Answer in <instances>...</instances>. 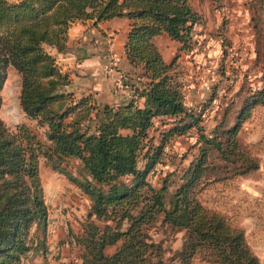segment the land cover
<instances>
[{
  "label": "trees",
  "instance_id": "1",
  "mask_svg": "<svg viewBox=\"0 0 264 264\" xmlns=\"http://www.w3.org/2000/svg\"><path fill=\"white\" fill-rule=\"evenodd\" d=\"M115 16L129 19L125 54L142 68L146 80L127 102L104 106L92 129L86 120L97 104L91 94L76 97L65 89L70 76L62 71L55 52L66 50L73 22L91 18L96 24ZM199 18L192 0H0V90L11 65L20 74L22 110L46 125L44 141L29 125L11 128L0 117V264H21L33 248L32 227L47 224L40 155L54 162L78 157L87 171L78 183L91 204L81 231L72 233L83 250V264H191L196 258L260 263L244 229L204 205L197 189L213 168L212 151L233 163L236 173L259 166L238 130L251 108L264 104V85L244 96L232 125L221 120L207 134L203 111L185 105L176 57L167 62L153 40L166 32L180 48L189 49ZM156 117L163 125L158 137L151 133ZM191 129L198 134L197 155L166 200L169 183L155 187L148 174L163 159L170 138ZM159 216L186 233L181 248L169 258L148 231ZM112 245L114 250L107 253Z\"/></svg>",
  "mask_w": 264,
  "mask_h": 264
},
{
  "label": "rangeland",
  "instance_id": "2",
  "mask_svg": "<svg viewBox=\"0 0 264 264\" xmlns=\"http://www.w3.org/2000/svg\"><path fill=\"white\" fill-rule=\"evenodd\" d=\"M192 5L200 18L193 26L191 50L180 49L175 44L178 41L167 35L157 34L155 39L167 62L176 57L185 104L203 111L202 124L209 134L221 120L226 126L232 125L244 96L251 89L264 85V0H192ZM0 94V117L4 122L11 128L25 123L46 141V125L28 116L20 106V74L11 65ZM101 118L102 111L97 108L86 124L93 129ZM159 128L163 125L157 118L151 133L158 137ZM238 138L258 160L259 166L236 173L233 163L212 151L209 160L213 168L199 183L197 196L204 205L223 213L232 224L244 229L251 248L260 258L259 264H264L263 103L251 108L240 125ZM197 139L195 129L172 136L165 144L163 159L148 174L155 187L165 181L169 183L166 200L180 182L183 169L197 155ZM55 161L39 156L41 183L48 207L47 224L44 228L32 227L30 242L33 248L22 256L21 264H83V250L75 243L72 233L81 231L91 204L89 194L78 183V179L87 177V171L78 157ZM57 162L58 168L54 166ZM139 163L142 165L143 160ZM95 221L102 224V220ZM126 225L125 220L121 222L122 228ZM148 231L162 244L167 258L181 248L186 234L184 229L162 222L161 216ZM114 248V245L108 246L106 252ZM191 264L221 263L196 258Z\"/></svg>",
  "mask_w": 264,
  "mask_h": 264
},
{
  "label": "crops",
  "instance_id": "3",
  "mask_svg": "<svg viewBox=\"0 0 264 264\" xmlns=\"http://www.w3.org/2000/svg\"><path fill=\"white\" fill-rule=\"evenodd\" d=\"M128 30L129 19L126 16H115L96 24L91 18L73 22L69 28L66 50L54 51L58 64L67 70L70 76V82L65 89L77 95L91 94L97 108L102 111L106 105L127 102L133 96L135 88H142L146 80L143 70L130 63L124 50ZM160 34L169 36L166 32ZM157 36L154 41L163 58L167 60L155 39ZM175 44L180 48L179 42ZM192 48L193 44L184 50L189 51ZM111 54L116 58L117 68L125 73L124 83L130 89V95L115 92L112 79L104 72ZM138 102L142 104L143 98H139ZM157 118L159 117L155 120Z\"/></svg>",
  "mask_w": 264,
  "mask_h": 264
},
{
  "label": "built area",
  "instance_id": "4",
  "mask_svg": "<svg viewBox=\"0 0 264 264\" xmlns=\"http://www.w3.org/2000/svg\"><path fill=\"white\" fill-rule=\"evenodd\" d=\"M105 74L113 81L114 91L117 93H126L130 95V89L124 83L125 73L117 68L116 58L111 54L104 67Z\"/></svg>",
  "mask_w": 264,
  "mask_h": 264
}]
</instances>
